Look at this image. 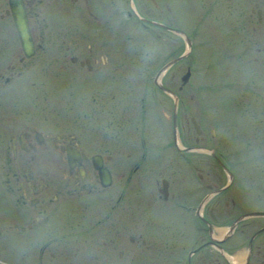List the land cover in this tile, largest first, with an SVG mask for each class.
<instances>
[{
  "label": "flooded vegetation",
  "instance_id": "flooded-vegetation-1",
  "mask_svg": "<svg viewBox=\"0 0 264 264\" xmlns=\"http://www.w3.org/2000/svg\"><path fill=\"white\" fill-rule=\"evenodd\" d=\"M177 1L0 0V264H264V122L240 128L251 153L231 152L223 123L217 131L192 116V91L184 104L190 75L178 83L174 70L171 85L158 74L183 52L167 69L192 64L184 59L199 29L177 23ZM250 1L239 29L257 37L264 0ZM16 7L26 16L27 47ZM125 19L160 41H124ZM178 35L183 50L150 75L163 44L178 50ZM139 54L148 62L137 69ZM32 64L59 68L42 77L62 83L58 117L32 107L41 102L23 89ZM133 82L148 89L132 91ZM162 93L171 112L163 113ZM72 124L91 129L92 150L66 130Z\"/></svg>",
  "mask_w": 264,
  "mask_h": 264
},
{
  "label": "rangeland",
  "instance_id": "rangeland-1",
  "mask_svg": "<svg viewBox=\"0 0 264 264\" xmlns=\"http://www.w3.org/2000/svg\"><path fill=\"white\" fill-rule=\"evenodd\" d=\"M253 6L254 2L250 0L244 2L237 0H178L173 6L179 25L195 26L199 29L195 42L192 44L191 55L184 59L187 63L192 56L189 81L187 86L180 90V94L184 97V104L190 101L188 96L192 91V116H195L202 124H217V131L222 127L218 125L223 123L225 129L223 132L220 131L223 134L222 144L226 145L231 152L237 150L238 155L243 154V151H245V154L251 153V150L255 148L248 145L244 146L249 134L242 132L240 128L245 127L247 123L264 122V30H261L259 35L254 37L250 27H248L249 30L243 32L239 29L238 22V14L249 12ZM259 6L264 8V2L259 3ZM203 11L208 14L200 19ZM218 13L221 15V19L217 20L214 16ZM125 21L127 25L129 24L130 33H127L130 39L124 41L153 45L160 41L155 38L154 34L144 31L133 20L125 19ZM123 36L125 37L127 34ZM59 42L60 40L57 38L55 40L56 46ZM239 43L244 44V57L241 54L239 55V48H242V44ZM178 45V50L174 53V51H169L170 47L166 43L163 44L162 62L156 61L152 71L149 72L150 75L156 73V70L169 57L170 53L176 55L183 50L185 46H183L179 35ZM256 46H261L263 51L258 53ZM255 55H258L257 60H252ZM146 57L142 54L135 56V68L144 67L145 61L148 62ZM255 65L257 66L255 67ZM176 69L178 73L177 81L180 83V76L187 71L185 64H174L167 71L164 70L158 74L164 75L163 78L167 84L176 85L177 83L169 79L171 73ZM146 73L147 70H143L141 74ZM59 74L58 66L50 71L46 66L41 67L38 64H32L30 65V75L37 77L32 78L30 76V88L26 85L23 88L24 90L30 89V96L38 97L39 99H35V101L39 100L41 102L34 105L32 100V107H49L50 109L47 112L49 114L54 113L57 117L63 111V105L60 102L61 94H59L60 91H63L62 83L54 82L52 79L43 80L42 77L44 75ZM131 86L132 91L142 90L141 92H143L144 89H148L145 83L140 82H133ZM208 86V89L211 90L209 94H205ZM87 89L91 90V88ZM206 95H209V97ZM160 98L164 109L163 113L164 111L171 112L172 99L165 93H162ZM70 103L71 100H68L64 104L65 107L69 106ZM254 113L256 114L253 115ZM252 116H255V119ZM167 118L165 116L163 118L162 127L164 130L171 129L170 115ZM259 118H262V120H259ZM66 130L77 132L88 145L84 148L89 151L92 150V147L89 146L92 139L91 129H78L72 124ZM194 134L195 129L192 125V138ZM217 138H219L218 133ZM259 148L263 151L259 154H264V144ZM88 199L94 202L105 201L101 196L97 198L95 195H89Z\"/></svg>",
  "mask_w": 264,
  "mask_h": 264
},
{
  "label": "water",
  "instance_id": "water-1",
  "mask_svg": "<svg viewBox=\"0 0 264 264\" xmlns=\"http://www.w3.org/2000/svg\"><path fill=\"white\" fill-rule=\"evenodd\" d=\"M15 19H16V23L20 32V37L22 39V42L24 44L25 47H27L28 45V35L25 32V28H26V16L24 15L23 11L19 8L16 7L15 10ZM30 46H31V41H30ZM186 55V52L181 53L178 57H176L174 60H177L179 58H182L183 56ZM174 60H170L169 62L165 63L162 68L159 70L158 73L163 72L164 70L167 69V67L174 61ZM190 75V68H188V70L183 74V80L186 81V79L188 78V76ZM166 90H168L169 92H172V90H170L169 88L163 87ZM173 93V92H172ZM176 103H175V107H176ZM103 171V169H102ZM106 183V182H104Z\"/></svg>",
  "mask_w": 264,
  "mask_h": 264
},
{
  "label": "bare ground",
  "instance_id": "bare-ground-1",
  "mask_svg": "<svg viewBox=\"0 0 264 264\" xmlns=\"http://www.w3.org/2000/svg\"><path fill=\"white\" fill-rule=\"evenodd\" d=\"M73 156V155H72Z\"/></svg>",
  "mask_w": 264,
  "mask_h": 264
}]
</instances>
